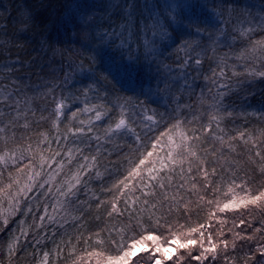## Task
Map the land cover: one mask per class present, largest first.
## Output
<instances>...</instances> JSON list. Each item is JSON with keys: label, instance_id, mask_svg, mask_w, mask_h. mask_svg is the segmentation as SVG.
Returning <instances> with one entry per match:
<instances>
[{"label": "snow or ice", "instance_id": "snow-or-ice-1", "mask_svg": "<svg viewBox=\"0 0 264 264\" xmlns=\"http://www.w3.org/2000/svg\"><path fill=\"white\" fill-rule=\"evenodd\" d=\"M124 7L127 23L120 24L118 28L109 27L96 32L100 25L87 24L78 41L81 52L76 61L69 62L67 67L71 71L66 72L64 77L66 84L78 76L85 85L81 89L85 100L92 93L93 99L105 103H86L83 108L71 110L67 97L56 96V92L62 89L61 84L45 85L54 105L51 113L53 128L56 129L54 134L39 130V125L47 120L44 112L48 109L31 107V99L21 78L13 75L18 71L16 64L3 66L0 73L4 77L0 79V221L7 225L9 219L18 213H40L28 228L20 227L18 234H10L7 245L9 264L18 252L28 247L44 249L48 243L55 246L42 251L40 264H49L51 256L55 257L52 262L55 264L61 255L71 259V264H134L138 248L141 253H147L148 264H165L166 260H172V264H184V255H176L173 260L172 254L177 249L187 250V257L198 264L204 261L215 264L221 255L225 257L226 264H233L227 258V250L231 247L235 251L238 246L243 248L245 245L250 251L243 264L249 261L264 264V241L249 243L255 240V236L246 234V229L240 228L241 225L253 227L247 218L253 208L264 211V184L259 188L251 187L248 174L238 177L236 161L229 162L223 155L225 145L231 154L236 152L233 142H241L248 153L249 163L255 165L253 172L264 177V131L258 136L247 130L227 138L226 134L215 135L217 130L223 133L220 123L225 116H233L224 104L225 97L233 87L242 88L245 85L243 80L233 85L231 78L244 76L264 80V70L257 69V65L264 69V36L253 38L257 32L264 33V11L255 14L247 8L241 11L223 3V0L220 5L222 11L214 9L212 12L207 10L206 5L197 3H168L163 5V11H157V5L145 4L148 15L144 19L150 23L138 27L134 20L137 6L129 3ZM78 14L87 23L88 13L80 9ZM148 33L160 40H170L171 45L166 44L161 49L156 39L147 38ZM141 34L144 59L149 62L150 68L155 65L156 88L148 91L126 88L124 81L116 76L112 77L115 84H109L105 73L111 74L112 49L115 48L121 57L126 56L130 62L137 61L141 55ZM237 42L244 46L234 50L233 45ZM169 47L176 49L175 66L159 60ZM222 47L229 51L220 56L218 50ZM230 55L244 62V72L231 70V75L228 74L227 59ZM206 58L210 62V75L203 74ZM212 61H215V67L211 66ZM201 76L215 87L214 95L212 89H208L212 102L208 105L210 112L204 116L199 115L197 105L191 103ZM117 85L133 95H117ZM113 96L115 99H112ZM163 96L168 97L163 111L150 106L159 104ZM199 103L200 106L205 103L203 88ZM81 111L89 114L87 120L81 119L79 126L59 131L61 117L73 120ZM37 112H40L38 119ZM261 114L264 116V108ZM33 131L35 135L31 134ZM209 134L219 143V149L215 145L210 150L203 148ZM119 141L125 143L121 145ZM125 149L128 150L126 155ZM133 153L136 159L128 160L131 166L126 169L123 178L106 188L112 194V199L108 201V217L127 213L129 223L109 228L107 239L96 232L95 238L92 235L87 238L76 236V244H73L72 238L57 241L55 229L51 233L47 229L53 225L63 226L67 222L66 217L71 215L72 205L84 204L79 198L88 188L91 177L99 176L101 167L111 176L112 169L108 164L115 166V162L108 158L115 156L118 159L125 155L128 159ZM221 159H225L227 167L220 166L218 171L211 165H220ZM177 178L179 183H175ZM137 192L140 195H136ZM182 193L195 195L196 199L185 200ZM157 194L160 198L149 203V198ZM209 194L216 198L207 199ZM121 198L123 210L119 208ZM95 199L97 208L105 203L98 196ZM41 201L44 202L42 209L39 206ZM49 201H54L53 214L48 210ZM165 205L169 212L175 205L177 210L182 206L186 213L193 206L201 208L210 205L209 223L189 227L186 233L173 232L167 221L161 225V217H156V212ZM241 209L244 211L240 212ZM230 210L239 213L241 218L239 223L234 220L232 228L228 229L232 232L228 239L224 238L222 227L226 221L216 218V213ZM80 211L83 213L84 207ZM143 214H147L149 221L155 218L157 227L167 226L171 235L167 246L152 233L141 231L129 234L136 228L143 229ZM213 218L221 225L215 233L207 230L212 227ZM19 223L23 225L24 221ZM260 225L254 228V233L264 234V221ZM29 228L32 229L31 237ZM233 228H240V231H233ZM113 233L118 238H113ZM193 234H197L196 238L181 241V236L192 237ZM81 241L85 246L77 250L76 245ZM149 241L152 242L151 247ZM173 245L176 247L173 248ZM197 245V250L193 252L192 246ZM139 258L143 260L145 256L140 255Z\"/></svg>", "mask_w": 264, "mask_h": 264}, {"label": "trees", "instance_id": "trees-1", "mask_svg": "<svg viewBox=\"0 0 264 264\" xmlns=\"http://www.w3.org/2000/svg\"><path fill=\"white\" fill-rule=\"evenodd\" d=\"M134 3L135 8L134 20L138 27L143 26L144 23H150L145 21L144 17L148 15L144 9L145 4L157 5V11H163V5L168 3H197L207 6V10L212 12L222 11L221 0H0V73L3 72V66L5 64H16V71L14 77H20L21 82L27 89V96L31 99V107L40 109L47 108L48 111L44 112V116L47 118L46 122H42L39 125V130L45 133L54 134L56 129L53 128V119L51 113L53 110V102L51 95L48 94L45 85L59 83L62 85V89L56 92L57 98L61 95L68 98V103L71 110L77 108H83L88 103H105L103 100L93 99V94L89 93V99L85 100L81 94V89L85 86L84 82H81L77 76L68 80L64 84L65 73L71 71L67 65L71 61H76L81 52V45L78 42L82 33L87 28V24L100 25L96 28V32H102L109 27L118 28L120 24H126L127 19L125 16V5ZM223 3L233 5L238 10L250 9L253 14L264 11V0H223ZM83 9L88 13L89 19L85 23L82 16H80L79 10ZM179 11V9H178ZM169 32L171 30L169 29ZM174 35V34H173ZM264 36V33L257 32L254 35V39H259ZM148 39H156L157 45L163 49L164 45H171V41L164 39L160 40L159 37H152L151 33L147 35ZM143 34L140 38V58L135 62H130L127 57H121L120 54L112 49V69L111 74L105 73L108 76L109 84H115L113 76L121 78L126 88H133L137 91L149 89H155L157 80L155 79L154 71L155 65L149 67V62L144 59L143 47H142ZM244 45L241 42H237L233 45L234 50H239ZM228 48H220L218 55L223 56L228 52ZM183 55V53H181ZM211 55V53L209 54ZM160 61L166 64L175 66L176 62V49L175 47H169L165 51L164 56L159 58ZM229 65L228 74L231 75V70L237 72H244V62L235 60V57L230 55L227 59ZM210 62L205 59L203 64V74L210 75L209 72ZM211 66L215 67V61L211 62ZM258 70L260 69L257 65ZM4 77L0 75V79ZM232 83L235 85L238 80L245 81L244 87H233L232 91L225 97L224 104L228 106L229 111L233 112L232 117H227L221 121L220 128L223 129V133L218 130L215 135L226 134L227 136L236 135L240 131L247 130L249 133L259 135L261 131H264V116L261 114V109L264 108V80L260 78H247L244 76L232 77ZM204 89L205 103L200 106L199 96L200 90ZM212 89V94H215V87L210 81L203 80V76L197 81V87L193 95L191 103L196 104L198 107L199 115L204 116L210 112L208 107L212 100L208 94V89ZM116 94L120 96L133 95L132 92L124 91L120 89V86H116ZM143 99V97H141ZM115 99V96L112 97ZM168 103V97L163 96L159 100V104H152L151 107H158L160 111L164 110V105ZM68 115V109L65 110V116ZM40 116V112H37V119ZM89 114L85 112H78L77 117L73 120L60 118V132H65L66 128L79 126V120L88 119ZM215 127V126H214ZM35 135V131L31 133ZM71 137H69V141ZM123 145L124 141H119ZM215 145L220 148L219 143L214 139L212 134H209L208 139L204 142L203 148L211 149ZM71 146V144H69ZM233 146L236 148L235 153L229 154L227 146L225 145L223 155L227 161H236V175L238 177H245L251 181V187L259 188L261 184H264V177H261L258 172H253L255 165H252L248 161V153L245 150V146L239 142H233ZM125 155L128 150L125 149ZM125 155H121L118 159L115 156H111L108 159L115 162V166L108 164V167L112 169V175L105 171L103 167L99 169L100 175H93L88 183V188L85 189L80 195V201L84 204L72 205L71 215L66 217L67 222L63 226L53 225L47 230L49 233L53 229L56 231V240H67L72 238L73 244H76L75 237L82 235L84 238L92 235L93 238L96 232L101 233V238H108V229L119 225L121 227L129 223L128 214L123 216H117L113 214L111 218L108 217L107 212L110 210L108 201L112 199V194L106 191L107 187H110L117 179L123 178V174L126 169L131 165L128 160L135 161L136 154L128 156L125 159ZM211 160L212 157H209ZM107 163V161H104ZM211 166L217 167L220 170V166L227 167L225 159L220 160V165L212 164ZM67 172V169H65ZM6 175V174H5ZM179 179L175 183H179ZM239 183V180L237 181ZM239 191V190H237ZM171 194V193H170ZM185 200H195V195L189 196L188 193H182ZM242 194V193H241ZM136 195H140L139 192ZM99 197L105 203L97 208V201L95 197ZM143 199V197H141ZM159 194L156 197L149 198V203L155 202L159 199ZM207 199H215L216 197L211 194L207 195ZM223 199L224 197H219ZM54 201H49L48 210L52 213V205ZM90 205V207H85ZM40 208L44 206V202H40ZM6 207V205H5ZM35 207V205H33ZM84 207L83 213L80 209ZM23 208V205H22ZM119 208L123 210L124 203L123 198L119 202ZM59 212V209L57 210ZM155 211V210H154ZM212 211V206L204 205L201 208L192 207L191 211L185 212L181 206L177 210L176 206H172V211H168L167 205H165L160 211L156 212V217H161V225L167 221L172 226L173 232H187L189 227H197L199 224H208L209 214ZM244 210L241 209L240 212ZM40 213H27L26 215H20L19 213L9 219L7 225H3L0 221V264H9V256L7 245L10 240V234H18L20 227L28 228L34 222V217ZM72 217H75L73 219ZM216 218H223L226 222L223 224V231L225 233L224 238L230 239L232 232L228 229L232 228L233 221L239 223L241 218L239 213L229 211L227 213H216ZM213 218L211 221L212 227L207 230L215 233L221 229V225L217 222V219ZM253 227H247L241 225L240 228L246 229V234L255 236V240L249 243H256L257 241H264V234L254 233L255 227H260V222L264 221V211L260 209H252L251 216L247 217ZM23 220L21 225L19 222ZM143 229L136 228L133 232L129 233L138 234L141 231L146 233H152L160 237V243L167 246V241L171 239V235L167 226L157 227L155 224V218L149 221L147 214H143ZM183 225V228L180 226ZM240 228H233V231H240ZM103 230V231H102ZM32 229L29 228V236L31 237ZM197 234H193L192 237L181 236V241L188 238H196ZM113 238L116 234L113 233ZM214 239H216L214 234ZM151 247L152 243H148ZM53 243H48L47 248L40 249L36 247H28L23 252H18L11 258V264H40L42 258V251H48L54 248ZM77 250L84 247L83 241L77 244ZM107 247V245H105ZM198 248L192 246L193 252ZM250 249L247 245L243 248L237 247L235 251L231 247L227 250V258L233 262V264H243V260L249 253ZM187 250L177 249L173 255V260L176 255H184V264H198L194 260H190L186 255ZM114 254V253H110ZM140 255H144L145 259L141 260ZM54 256L49 258V264H52ZM139 261V264H148L149 257L147 253H141L135 261ZM55 264H71V259L66 255H61L58 260H55ZM165 264H172V260H166ZM203 264H209L208 261H204ZM215 264H226V259L223 255L217 258ZM248 264H252L251 261Z\"/></svg>", "mask_w": 264, "mask_h": 264}, {"label": "rangeland", "instance_id": "rangeland-1", "mask_svg": "<svg viewBox=\"0 0 264 264\" xmlns=\"http://www.w3.org/2000/svg\"><path fill=\"white\" fill-rule=\"evenodd\" d=\"M149 242L152 243L151 241H149ZM149 242H148V243H149ZM172 247L175 248L176 246L173 245ZM139 254H141V252L139 251V248H138V255H139ZM174 254H175V253H174ZM174 254H172V255H174ZM138 255H137V256H138ZM135 258H136V257H135Z\"/></svg>", "mask_w": 264, "mask_h": 264}]
</instances>
